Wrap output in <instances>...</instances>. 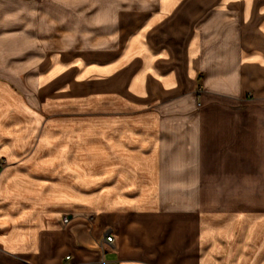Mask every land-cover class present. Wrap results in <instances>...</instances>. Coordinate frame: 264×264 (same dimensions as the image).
I'll list each match as a JSON object with an SVG mask.
<instances>
[{
	"label": "crops",
	"instance_id": "crops-1",
	"mask_svg": "<svg viewBox=\"0 0 264 264\" xmlns=\"http://www.w3.org/2000/svg\"><path fill=\"white\" fill-rule=\"evenodd\" d=\"M180 2L160 0L141 23L123 18L121 52L136 68L125 94L172 97L167 110L178 111L195 101L203 76L199 100L211 105L152 116L131 140L122 132L119 145L102 147L103 176L90 179L87 142L67 131L58 138L40 115L28 122L18 109L0 110V264H65L66 256L70 264H264V107L223 104L264 99V19L245 4L239 34L204 32L196 16L228 3ZM105 66L96 64L98 92L109 84Z\"/></svg>",
	"mask_w": 264,
	"mask_h": 264
},
{
	"label": "rangeland",
	"instance_id": "rangeland-1",
	"mask_svg": "<svg viewBox=\"0 0 264 264\" xmlns=\"http://www.w3.org/2000/svg\"><path fill=\"white\" fill-rule=\"evenodd\" d=\"M159 1L0 0V110L18 109L24 114L22 120L28 122H32L33 114L40 115V124L56 131L58 138L67 131L71 142L88 143V154L93 159L89 165L90 179L93 180L98 174L103 176L104 167L97 161L103 156L102 147L114 148V141L118 144L117 140H131V130L145 133V120L156 115L157 120L169 116L187 117L200 108L209 107L210 101L202 104L199 100L203 76L193 87L195 101L186 103L187 106L178 111L167 110L173 109L169 108L172 97L168 102L147 103L133 101L125 94L136 68L129 65L134 59L121 52L127 37L123 18L141 16L138 18L141 23L147 14L157 10ZM212 1L218 4L226 1L229 8L214 4L196 16L203 22L204 32L226 28L239 34L243 29L241 13L245 4L253 12L252 16L264 19V0ZM184 8L188 9L189 5ZM195 11L197 8L191 14ZM115 56L118 61L113 63ZM144 58L145 55L142 62ZM96 64L108 65L105 67L109 84L99 92ZM85 85L93 86V92H85ZM245 97L246 100L240 102L223 100V104L229 108L264 107V99L256 102L248 94ZM122 132L125 138H120ZM116 153L131 156L130 151L122 148H116ZM91 189H98L97 181Z\"/></svg>",
	"mask_w": 264,
	"mask_h": 264
},
{
	"label": "built area",
	"instance_id": "built-area-1",
	"mask_svg": "<svg viewBox=\"0 0 264 264\" xmlns=\"http://www.w3.org/2000/svg\"><path fill=\"white\" fill-rule=\"evenodd\" d=\"M4 167V164L3 163H1L0 164V170L2 169ZM69 223V218L67 217V216H64V217H62V224L63 225H67ZM104 242H106V243H112L113 242V238H112V236H105V238H104ZM70 257L69 256H66L65 258H64V262H65V264H70ZM97 264H105L104 262H102V261H100V262H98Z\"/></svg>",
	"mask_w": 264,
	"mask_h": 264
}]
</instances>
